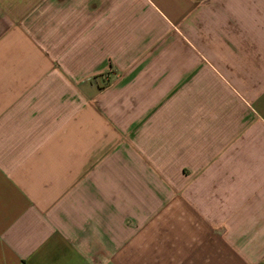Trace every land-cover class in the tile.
<instances>
[{"label":"crops","instance_id":"1","mask_svg":"<svg viewBox=\"0 0 264 264\" xmlns=\"http://www.w3.org/2000/svg\"><path fill=\"white\" fill-rule=\"evenodd\" d=\"M0 264H264V0H0Z\"/></svg>","mask_w":264,"mask_h":264}]
</instances>
